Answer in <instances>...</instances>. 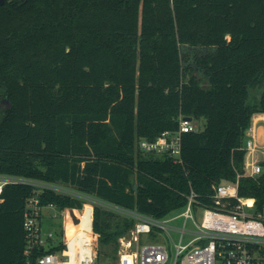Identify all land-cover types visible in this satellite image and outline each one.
<instances>
[{
	"label": "trees",
	"instance_id": "trees-1",
	"mask_svg": "<svg viewBox=\"0 0 264 264\" xmlns=\"http://www.w3.org/2000/svg\"><path fill=\"white\" fill-rule=\"evenodd\" d=\"M257 114L264 115V0L0 5V175L64 185L155 218L182 210L191 190L213 205L215 187L238 183L240 198L264 215V170L250 176L245 166ZM180 116L206 121L184 135L182 164L138 150V139L178 130ZM34 195L32 186L4 189L0 264L29 259L24 213ZM39 199L66 214L60 241L35 250L33 262L73 245L85 204L51 191ZM102 207L84 233L96 239L98 259L116 258L135 220Z\"/></svg>",
	"mask_w": 264,
	"mask_h": 264
},
{
	"label": "built area",
	"instance_id": "built-area-1",
	"mask_svg": "<svg viewBox=\"0 0 264 264\" xmlns=\"http://www.w3.org/2000/svg\"><path fill=\"white\" fill-rule=\"evenodd\" d=\"M186 118L179 117L176 131H165L155 140L138 139V150L144 155L167 157L174 164H182L184 135L199 132L198 121H188ZM263 147L257 129L252 126L244 145L247 155L251 157L250 163L245 165L246 169L249 168L250 173L247 174L250 176H258L264 170L255 157L257 150ZM9 185L35 188V195L27 202L24 213L27 239L24 255L29 258L26 264H66L68 258L73 257L76 259L74 264H97L98 243L94 237L85 235L86 227L83 226L86 207H92L89 227L96 204L135 220L129 238L120 240V264H264V215L255 213L254 201L240 198L238 183H222L215 187L213 205L200 201L197 193L191 190L184 208L163 218L108 205L64 185L7 175H0V203L3 202L4 189ZM43 191L78 198L85 204L80 211L81 226L77 228L73 245L60 253L38 257L33 262L31 257L35 250L56 246L53 244L56 235L44 226V211H57L63 218L66 214L65 211L59 212L53 204L41 205L39 195ZM229 200L237 202L230 207ZM173 249L174 257L171 253Z\"/></svg>",
	"mask_w": 264,
	"mask_h": 264
},
{
	"label": "rangeland",
	"instance_id": "rangeland-1",
	"mask_svg": "<svg viewBox=\"0 0 264 264\" xmlns=\"http://www.w3.org/2000/svg\"><path fill=\"white\" fill-rule=\"evenodd\" d=\"M6 106H7V104L5 103V100H4L1 103V107H2V109H6ZM198 124H199L198 131H202L205 128L206 121L204 119H201L200 121H198ZM260 131L262 132L263 130L261 129ZM255 157L257 159V162L260 163L261 165H263V163H264V150L263 149H258L256 154H255ZM249 163L250 162L248 160L247 164H249ZM247 173H250V171L247 170ZM90 205L94 206L93 204H90ZM102 208H104V207H102ZM104 209H108V207H105ZM119 215H121V217H125L122 214H119ZM91 216H92V207L91 206H87L86 207V213H85V216L83 218V225H88L89 224ZM62 222H63V217L62 216L60 217V215H59V213L57 211H54V210H45L44 211V216H43L44 226H45L47 231L53 232L56 235V237H57L56 241L53 243L54 245H57L56 243H58L60 241V239L58 237H59V233L61 232V223ZM129 234H130V232L124 237L129 238L128 237ZM174 237H175V239H178L177 235H174ZM120 240H119V243H120ZM122 246H121V250H122ZM98 248H99V246H98ZM119 249H120V246H119ZM104 252L106 254L114 255L112 249L106 248L104 250ZM171 253H172V257H174L175 256V250L174 249L171 250ZM75 257H78V256H75ZM75 260L76 259L74 257L73 258H68L66 264H74ZM97 264H120L119 251H118V254H117L116 258H114L113 256H110V255H105V254L102 255L101 257H99V259L97 261Z\"/></svg>",
	"mask_w": 264,
	"mask_h": 264
},
{
	"label": "crops",
	"instance_id": "crops-1",
	"mask_svg": "<svg viewBox=\"0 0 264 264\" xmlns=\"http://www.w3.org/2000/svg\"><path fill=\"white\" fill-rule=\"evenodd\" d=\"M252 126H254L257 129L259 142L264 144V115L263 114L255 115L253 118ZM261 129L263 130L262 132L260 131ZM261 149L264 150V147ZM248 160L250 161L251 157L249 155H246V164L248 163ZM247 170H249L248 167H247L246 171Z\"/></svg>",
	"mask_w": 264,
	"mask_h": 264
},
{
	"label": "water",
	"instance_id": "water-1",
	"mask_svg": "<svg viewBox=\"0 0 264 264\" xmlns=\"http://www.w3.org/2000/svg\"><path fill=\"white\" fill-rule=\"evenodd\" d=\"M5 1L6 0H0V5L3 6L5 4ZM5 103L7 104V108L11 107L10 103L7 100H5ZM186 120L191 121L192 119L187 117ZM134 187H135V189H137V185L136 184L134 185Z\"/></svg>",
	"mask_w": 264,
	"mask_h": 264
}]
</instances>
